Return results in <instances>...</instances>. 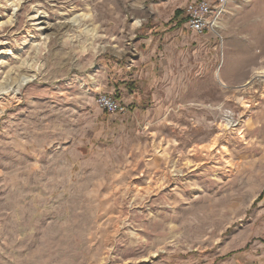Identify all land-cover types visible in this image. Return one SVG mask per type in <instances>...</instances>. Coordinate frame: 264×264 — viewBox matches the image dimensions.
Returning <instances> with one entry per match:
<instances>
[{
  "label": "rangeland",
  "instance_id": "obj_1",
  "mask_svg": "<svg viewBox=\"0 0 264 264\" xmlns=\"http://www.w3.org/2000/svg\"><path fill=\"white\" fill-rule=\"evenodd\" d=\"M188 1L0 0V264H264V0Z\"/></svg>",
  "mask_w": 264,
  "mask_h": 264
},
{
  "label": "built area",
  "instance_id": "obj_2",
  "mask_svg": "<svg viewBox=\"0 0 264 264\" xmlns=\"http://www.w3.org/2000/svg\"><path fill=\"white\" fill-rule=\"evenodd\" d=\"M228 0H191L184 6L185 28L202 35L216 32L220 18L227 9ZM99 107L107 112H122L125 108L108 94H99L96 98Z\"/></svg>",
  "mask_w": 264,
  "mask_h": 264
},
{
  "label": "trees",
  "instance_id": "obj_3",
  "mask_svg": "<svg viewBox=\"0 0 264 264\" xmlns=\"http://www.w3.org/2000/svg\"><path fill=\"white\" fill-rule=\"evenodd\" d=\"M180 12H181L180 9L175 10L173 16L170 18V21H169V22H175V26H178V27L181 26L182 24H184V22H185V17H183V18H179V14H180ZM177 18H178V19H177ZM121 83L124 84V85L126 86V88H127L128 90H130V91H131V87L133 86L132 83H126L125 81L115 82V83L113 84L114 89H113L112 97H113L118 103H120V101L118 100V98H119V95H120V94H119V93H120V91H119V86L121 85Z\"/></svg>",
  "mask_w": 264,
  "mask_h": 264
},
{
  "label": "bare ground",
  "instance_id": "obj_4",
  "mask_svg": "<svg viewBox=\"0 0 264 264\" xmlns=\"http://www.w3.org/2000/svg\"><path fill=\"white\" fill-rule=\"evenodd\" d=\"M32 19H34L35 23L38 25V29H42V30L44 29L45 30L48 27V22L43 20L42 17L39 14H33ZM18 80H19L18 82L16 81L17 82L16 88L12 90L14 94L17 93L16 91L18 90L20 85L25 83L28 80V78L23 76V77H21ZM8 91L9 90H5L4 93H7ZM224 121L225 122L222 124V126L226 127L227 125H230L233 121L235 122V118H231V119L230 118H226Z\"/></svg>",
  "mask_w": 264,
  "mask_h": 264
},
{
  "label": "crops",
  "instance_id": "obj_5",
  "mask_svg": "<svg viewBox=\"0 0 264 264\" xmlns=\"http://www.w3.org/2000/svg\"><path fill=\"white\" fill-rule=\"evenodd\" d=\"M184 6H185V5H184ZM177 9H178V8H175V9L173 10V12H172V16H173L175 10H177ZM183 9H184V7H183ZM183 9H181V10H182L181 12H183V14H184ZM179 27H180V26H179ZM181 27H182L181 29L185 30L186 32H189V33H191V34H194V33L190 32V31H188V30L185 28L184 24H182ZM169 28H171V30L175 31V30H177L178 26H175V22H168L167 27L165 26V29H169Z\"/></svg>",
  "mask_w": 264,
  "mask_h": 264
}]
</instances>
